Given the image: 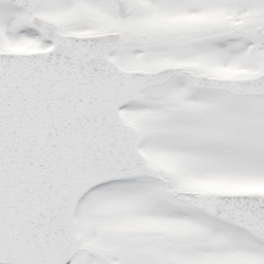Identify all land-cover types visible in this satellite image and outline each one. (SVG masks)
I'll use <instances>...</instances> for the list:
<instances>
[{
    "label": "snow or ice",
    "instance_id": "obj_1",
    "mask_svg": "<svg viewBox=\"0 0 264 264\" xmlns=\"http://www.w3.org/2000/svg\"><path fill=\"white\" fill-rule=\"evenodd\" d=\"M0 264H264V0H0Z\"/></svg>",
    "mask_w": 264,
    "mask_h": 264
}]
</instances>
